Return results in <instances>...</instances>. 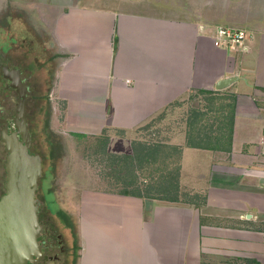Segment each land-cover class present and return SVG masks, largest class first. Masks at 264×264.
Instances as JSON below:
<instances>
[{
	"label": "crops",
	"instance_id": "obj_1",
	"mask_svg": "<svg viewBox=\"0 0 264 264\" xmlns=\"http://www.w3.org/2000/svg\"><path fill=\"white\" fill-rule=\"evenodd\" d=\"M247 1L52 8L55 90L67 124L89 135L119 132L124 148L162 135L159 142L181 147L180 192L203 197L191 204L101 195L99 208L78 218L77 264H264V22L249 29L242 52L212 41L218 26L241 24L234 18ZM231 77L238 79L215 89ZM198 91L235 97L229 150L187 147L188 118L167 122ZM149 123L171 127L140 130Z\"/></svg>",
	"mask_w": 264,
	"mask_h": 264
},
{
	"label": "rangeland",
	"instance_id": "obj_2",
	"mask_svg": "<svg viewBox=\"0 0 264 264\" xmlns=\"http://www.w3.org/2000/svg\"><path fill=\"white\" fill-rule=\"evenodd\" d=\"M110 1L115 3V0L104 2L101 0H0V69L1 65L20 68L25 83L32 91L26 101V110L37 154L42 159V177L39 185L44 189L40 191L51 193L49 204L54 200L56 207L72 219L75 227L80 216H90V206L99 208L98 200L101 195H121L120 180L109 171L106 164L100 163L99 150L102 136L109 137L106 146L109 153L123 154L121 152H131V148L130 146L124 148L122 141L117 139L123 137L119 132L112 133L108 129H103L98 134L89 135L74 132V128L67 124L66 104L55 90L58 58H55L57 54L51 36V25L55 14L52 8L58 6L61 8L66 3L100 7L110 5ZM242 7L240 15L234 18L241 24L228 23L227 27L249 31L255 24L264 22V0H248ZM4 85L0 70V118L14 109L17 103L16 93L5 90ZM230 102L229 94L218 93L212 96L206 91L193 92L177 105L178 109H172L167 122L184 121L192 110H199L203 115L199 116L196 127L204 126L214 122L213 119L217 120L216 118L221 117L222 114L226 115L229 110L222 106L228 107ZM162 124H152L149 130L155 129L151 132L161 133L163 129L171 127ZM161 136L154 134L149 140L155 138L158 141ZM49 138L54 143H59L60 151L55 159L49 153ZM3 146L0 141V196L4 193L6 178L4 171L6 153ZM156 168L166 172L170 169V165L159 164L146 169L138 175V181L156 182L155 179H149L151 175L159 176L155 171ZM86 208L88 215H85ZM81 242L78 237L76 264L82 248Z\"/></svg>",
	"mask_w": 264,
	"mask_h": 264
},
{
	"label": "water",
	"instance_id": "obj_3",
	"mask_svg": "<svg viewBox=\"0 0 264 264\" xmlns=\"http://www.w3.org/2000/svg\"><path fill=\"white\" fill-rule=\"evenodd\" d=\"M3 77L16 91L18 100L13 118L14 131L1 130L0 141L6 153L4 193L0 196V264H35L41 257L38 237L36 190L42 175V159L34 151L27 125L26 101L28 88L19 69H3ZM237 77L220 80L216 90H222Z\"/></svg>",
	"mask_w": 264,
	"mask_h": 264
},
{
	"label": "trees",
	"instance_id": "obj_4",
	"mask_svg": "<svg viewBox=\"0 0 264 264\" xmlns=\"http://www.w3.org/2000/svg\"><path fill=\"white\" fill-rule=\"evenodd\" d=\"M58 55H55L57 58ZM207 93V92H206ZM211 94V93H210ZM231 100L227 106L228 113L213 119L210 124L198 126V118L203 114L199 110H192L187 119L186 146L202 149H230L233 133V120L235 109V97L229 95ZM221 108V109H222ZM152 124H147L140 130H147ZM215 126V128H214ZM109 137L102 136L100 148V163L106 164L109 171L120 180L122 190L119 194L139 198H150L178 203L187 201L197 204L203 201V197L196 194L181 193L179 188V158L181 147L164 144L159 141H132L130 154L109 153L106 150ZM49 153L53 159L59 154V143L48 139ZM226 146V147H225ZM167 161H169L167 163ZM170 165L168 171L156 168L158 177H149L156 182H139L138 175L146 169L156 165ZM109 172V173H110ZM146 182V183H145ZM181 198V199H180Z\"/></svg>",
	"mask_w": 264,
	"mask_h": 264
},
{
	"label": "flooded vegetation",
	"instance_id": "obj_5",
	"mask_svg": "<svg viewBox=\"0 0 264 264\" xmlns=\"http://www.w3.org/2000/svg\"><path fill=\"white\" fill-rule=\"evenodd\" d=\"M4 67H8L9 70H20L21 79L23 80L24 85L28 88V98L29 94L32 91L29 86L25 83V80L23 78V72L20 68L10 67L9 65H1V78L3 79V82H5V90H11L16 93L15 90L9 87V81L3 77ZM14 115L15 108L11 109L7 114L0 118L1 130L8 126V133L14 131ZM26 118L29 133L31 136V142L34 151L37 153L36 145L34 143L31 131V126L29 123L28 112ZM40 180L41 178L38 181V187L36 190L35 198L38 207V222L41 228L38 237V242L41 248V257L35 264H76L79 237L78 229L77 227H75V224L72 219H70L68 215L64 214L59 208L56 207L54 200L51 202V204H49V202L51 201V199L49 200V196L51 193L47 194L45 191L41 193L40 189L43 190L44 188L39 185ZM27 264L31 263L28 262Z\"/></svg>",
	"mask_w": 264,
	"mask_h": 264
},
{
	"label": "built area",
	"instance_id": "obj_6",
	"mask_svg": "<svg viewBox=\"0 0 264 264\" xmlns=\"http://www.w3.org/2000/svg\"><path fill=\"white\" fill-rule=\"evenodd\" d=\"M250 35L244 29L217 27L212 36V41L215 47L219 49L242 52L246 48V43L249 41Z\"/></svg>",
	"mask_w": 264,
	"mask_h": 264
}]
</instances>
